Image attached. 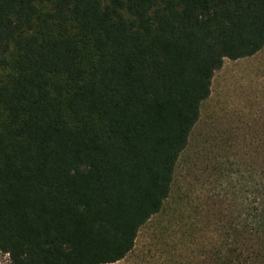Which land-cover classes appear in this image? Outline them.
I'll return each instance as SVG.
<instances>
[{
    "label": "trees",
    "instance_id": "trees-1",
    "mask_svg": "<svg viewBox=\"0 0 264 264\" xmlns=\"http://www.w3.org/2000/svg\"><path fill=\"white\" fill-rule=\"evenodd\" d=\"M263 48L264 0H0V250L125 259L166 208L215 72ZM256 189L202 260L168 263L264 264Z\"/></svg>",
    "mask_w": 264,
    "mask_h": 264
},
{
    "label": "rangeland",
    "instance_id": "rangeland-1",
    "mask_svg": "<svg viewBox=\"0 0 264 264\" xmlns=\"http://www.w3.org/2000/svg\"><path fill=\"white\" fill-rule=\"evenodd\" d=\"M263 162L264 48L249 58L226 59L215 72L163 214L144 226L134 250L113 264H169V254L175 261L202 260L200 244L217 242L224 223H241L249 202L258 206L253 202L256 187L264 183ZM0 264H12L1 250Z\"/></svg>",
    "mask_w": 264,
    "mask_h": 264
}]
</instances>
